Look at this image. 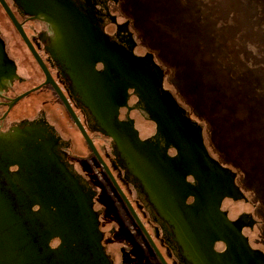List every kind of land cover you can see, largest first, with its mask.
<instances>
[{"label": "flooded vegetation", "instance_id": "flooded-vegetation-1", "mask_svg": "<svg viewBox=\"0 0 264 264\" xmlns=\"http://www.w3.org/2000/svg\"><path fill=\"white\" fill-rule=\"evenodd\" d=\"M3 1L18 26L0 4V42L17 68L0 84V121L44 105L144 264H264L261 219L229 213L227 200L248 197L119 0H48L62 27L30 10L32 0Z\"/></svg>", "mask_w": 264, "mask_h": 264}, {"label": "rangeland", "instance_id": "rangeland-1", "mask_svg": "<svg viewBox=\"0 0 264 264\" xmlns=\"http://www.w3.org/2000/svg\"><path fill=\"white\" fill-rule=\"evenodd\" d=\"M119 4L140 48L152 53L165 84L248 197L227 200L229 213L251 210L264 226V0ZM258 244L264 249V239Z\"/></svg>", "mask_w": 264, "mask_h": 264}, {"label": "water", "instance_id": "water-1", "mask_svg": "<svg viewBox=\"0 0 264 264\" xmlns=\"http://www.w3.org/2000/svg\"><path fill=\"white\" fill-rule=\"evenodd\" d=\"M30 3L65 25L48 0ZM16 68L0 42V84ZM107 133L127 150L140 146ZM0 264H144L44 105L0 121Z\"/></svg>", "mask_w": 264, "mask_h": 264}]
</instances>
